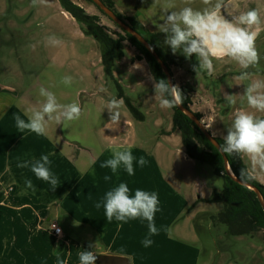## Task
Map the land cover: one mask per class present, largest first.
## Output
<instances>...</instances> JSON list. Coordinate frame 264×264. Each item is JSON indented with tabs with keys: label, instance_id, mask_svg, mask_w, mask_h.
Listing matches in <instances>:
<instances>
[{
	"label": "rangeland",
	"instance_id": "obj_1",
	"mask_svg": "<svg viewBox=\"0 0 264 264\" xmlns=\"http://www.w3.org/2000/svg\"><path fill=\"white\" fill-rule=\"evenodd\" d=\"M74 1L87 13L99 16L101 25L111 33H121V29L94 4L87 0ZM177 1L173 0L176 6ZM167 2L116 0V9L124 17H135L142 25L146 23L150 30L158 32ZM53 35L62 41L59 46L47 43L46 38ZM125 46V63L116 65L118 81L144 119L137 118L125 99H118L116 85L105 78L100 62V43L94 37L86 36L77 21L65 15L59 0H47L46 4L36 6L32 5V0H0V84L10 87L17 97L23 95L8 119L7 125L11 127V130H6L9 131L8 137L15 141L21 133L13 121L15 115L27 121V110L39 108L44 102L45 98L39 94L41 87L53 92L59 103L77 102L82 109L77 120L62 121L60 124L49 121L46 135L38 136L25 130L23 146L17 145L23 147L24 159L28 154L30 161L49 155V168L61 170L52 173L59 185L53 190L49 183L38 180L30 168H20L13 172L21 174V178L4 180L7 189L10 190L12 186L16 190L10 192L9 197L24 191L18 196L24 197V202L32 205H38L40 197L46 209L49 207L54 214L59 212L62 214L60 219H63L68 214V201L74 196L70 191L75 182L82 174L101 173L102 170L105 174L102 179L107 183L108 190L126 183L130 195H134L136 189H141L155 192L159 197V211L154 217L159 234L150 237L154 241L150 247L142 244L149 236L146 220L137 218L123 223L113 218L117 224V236L113 238L108 231L105 234L107 239L91 224L72 227L71 223H67L64 226L67 248L59 255L54 252L56 241L48 235L46 224H38L37 220L27 223L18 217L17 212L11 211L12 216L9 217L0 209V264H79V253L85 250L96 254L106 250L127 253L132 264H264L262 231L246 237H231L225 225H213L210 220L203 222L200 233L197 231L196 219L200 212L218 213L223 209L222 203L199 199L211 198L215 188L222 190L223 179L216 175L211 165L186 161L178 150L183 146L170 151L165 146L156 148L155 140L161 130L172 126L174 110L160 107L154 92L155 79L145 60L138 64V78L127 71L129 61H140L136 58L140 53L129 42ZM260 56L259 65L251 67V71H264V49ZM233 63L231 67L229 61L213 62L215 71L211 76L203 71L197 75L188 62L181 67H172L175 85L180 88L190 84L194 89L190 93L193 100L191 110L202 115V123L214 137L222 139L238 110L264 118V113L248 106L243 95L250 81H264V76L260 73L254 79L256 74L251 72L248 80L240 81V90L236 92L233 86L237 85L238 79L233 71L245 70ZM65 76L72 77L70 85L62 83ZM226 94L234 96L236 103L229 104L225 99ZM112 98L123 101L118 123L130 121L138 133V137L131 140L133 156L138 159L142 156L140 152H143L148 161L144 167H140L134 160L135 174L132 176L127 174L123 165L113 173L110 168H102L99 162L110 159L112 149L130 144L122 139L124 137L109 135L105 129L112 124L107 109ZM175 134L179 135V132ZM14 143L11 146L15 148V155L19 149ZM59 150L67 156L72 152L73 156L78 157V172L66 161L60 163L55 154ZM52 152L54 155H50ZM84 158L88 167L81 163ZM260 174L264 176V173ZM27 180L32 181V188L27 187ZM4 196L1 192L0 200ZM135 221L136 225L132 228L131 223ZM99 226L102 227L103 223Z\"/></svg>",
	"mask_w": 264,
	"mask_h": 264
},
{
	"label": "clouds",
	"instance_id": "obj_2",
	"mask_svg": "<svg viewBox=\"0 0 264 264\" xmlns=\"http://www.w3.org/2000/svg\"><path fill=\"white\" fill-rule=\"evenodd\" d=\"M185 5H191L193 0H182ZM47 0H32V5L46 4ZM203 9L197 10L191 6H185L178 10L173 0H168L164 5L162 23L158 24L159 31L165 34L164 43L171 49L173 55L181 52L186 59L195 55L198 65H193L197 73L207 72L209 76L214 74L213 60L225 58L236 62L243 70L257 67L261 59L256 48L258 31L253 26L260 24V15L256 9L241 13L233 20L221 15L224 0H202ZM46 41L51 46H59L62 41L57 37L49 36ZM34 47V46H33ZM250 73L242 71L238 80H248ZM72 77L65 76L62 83L70 85ZM154 92L162 109L172 108L182 102L183 93L178 85H172L165 79L154 82ZM40 96L44 102L39 108L27 110V121L20 115H15L16 127L20 132L25 130L34 132L38 136L47 134L49 121L60 124L62 121H73L80 118L82 109L77 102L61 104L56 95L41 87ZM247 104L251 109L264 113V81L255 80L248 84L243 93ZM225 99L229 104H235L234 96L226 94ZM122 100L112 98L108 104L110 121L116 124L121 118L120 108ZM224 144L221 150L229 155L246 156L250 162V169L243 170L249 178H255L256 173H264V118L254 114L238 110L235 113L231 126L223 137ZM136 160L140 167H144L148 161L141 156L138 159L133 156L130 149H112V157L101 164L102 168H110L113 173L123 165L129 176L135 174L133 162ZM51 161L45 154L39 160H24L17 164L19 168H30L38 180L49 183L53 190L59 185V181L50 171ZM105 179H110L105 177ZM26 185L32 188V181L27 180ZM130 189L126 183H120L117 187L105 193L103 207L107 220L127 223L128 220L141 218L148 222L149 236L142 244L150 247L154 241L151 236L158 235L154 217L159 211V197L155 192L136 189L134 195H130ZM96 207L99 209L101 203ZM170 234V230H169ZM91 247V246H90ZM98 256L91 250L79 253V264H96Z\"/></svg>",
	"mask_w": 264,
	"mask_h": 264
},
{
	"label": "trees",
	"instance_id": "obj_3",
	"mask_svg": "<svg viewBox=\"0 0 264 264\" xmlns=\"http://www.w3.org/2000/svg\"><path fill=\"white\" fill-rule=\"evenodd\" d=\"M87 1L94 4L91 0ZM101 1L115 14H117L120 19L127 22L131 27L146 38L169 68L173 78V66L181 67L187 62L192 66L198 65L195 55H193L190 59H186L181 52L173 55L171 49L164 43V33H152L147 30L144 25L137 21L135 17H124L121 15L116 9L115 0ZM59 2L63 11L70 14L71 17L77 21L84 34L86 36L94 37L100 43L102 48L101 63L104 69L105 78L107 81H112L116 85L119 90L118 99H125L126 104L137 116V118L144 119V116L136 110L131 103V100L126 96L123 86L115 77L116 65L125 56V45L127 42L132 44L139 51L140 56H137L136 58L145 60L148 63L155 81H158L159 79L167 80L159 63L131 34L123 31L122 29L121 33H111L105 26L101 25L99 16L87 13V11L78 5L74 0H59ZM98 10L106 16L102 10L99 8ZM109 20L111 19L109 18ZM180 89L183 93L181 104L185 108L191 110V85L185 84L181 86ZM172 108L174 110L172 121L173 131L179 132L182 145L188 157L199 164H208L213 166L216 175L223 179L222 190H218L216 188L213 189L212 197L209 200H206L214 203H222L223 209L218 213L205 212L200 214L196 219L197 231L200 233L203 230V222L205 220H210L213 225H225L227 227L228 235L231 237H246L261 231L264 232V209L257 194L232 179L226 170L224 158L219 150L206 138L196 124L177 108V106ZM195 115L202 120L203 117L200 113L195 112ZM215 138L220 145L224 144V139ZM226 155L234 175L238 179L246 181L257 187L264 198V185L258 182L255 178H249L246 174H242V169H248L244 156Z\"/></svg>",
	"mask_w": 264,
	"mask_h": 264
},
{
	"label": "crops",
	"instance_id": "obj_4",
	"mask_svg": "<svg viewBox=\"0 0 264 264\" xmlns=\"http://www.w3.org/2000/svg\"><path fill=\"white\" fill-rule=\"evenodd\" d=\"M116 1V0H115ZM178 5L176 6L177 8L175 10H178L179 8L185 7V6H191L194 9L200 10L206 7L205 5L202 4V0H193V3L191 5H185L182 0H178ZM215 2V0H214ZM224 7L221 9V15L225 16V18L229 20H233L235 17H238L241 13L247 12L252 9H256L260 15V24L257 26H253L254 31H258V36L256 39V48L259 50L258 52L261 54L262 49H264V0H224ZM65 15L73 19L70 14L65 12ZM144 27L148 29L152 33H156L155 31L150 30L146 23L144 24ZM160 32V31H158ZM144 60L140 61H135L132 63L129 61V67H128V72L133 74V76H138L140 75L139 73V68L138 64H141ZM226 61H229V65L234 66L233 62L227 58L223 60H213L216 64L219 63H224ZM100 62H101V57H100ZM120 65H123L125 63V58L120 60L118 62ZM117 63V64H118ZM232 69V68H231ZM243 70V69H242ZM249 73L252 72L254 75V79L257 78V75L261 73V75L264 76V71L263 70H258V71H251V67L247 70H245ZM257 72V73H255ZM233 73L238 77L241 74L240 71H233ZM231 74V73H229ZM115 77L119 79V73L117 70L115 71ZM127 78H130V76L127 75ZM253 78V77H252ZM232 81V79H231ZM237 85L235 84L233 89L234 91H238L239 86H240V80H236ZM250 83H252L250 81ZM122 85V83H121ZM192 87V86H191ZM194 91L192 87V92ZM15 91H13L10 87H7L6 85L0 84V193H4V199L0 200V209L2 210L3 214L8 215L9 217L12 216L11 211L17 212L18 217L22 219V221H26L29 223L30 221L37 220L38 224H46L48 226V235L52 237L56 243H55V248L54 252L56 255L61 254L64 252L67 248V243L64 241L66 239V229L65 225L67 223H71L70 225L73 227L74 225H82V224H91L92 226H95L97 232H100L102 236H104L105 239L107 237L105 234L110 231L112 233V237L115 238L117 236V231H116V223L112 221H108L105 215V210L103 207V199L105 196V193L108 190L107 188V183L103 181L102 177L105 176L103 170L101 173L98 172H91L90 174L85 173L82 174V177L78 179L75 182V186L71 189L70 193L73 192L74 196L72 197V200L68 201V214L64 215L63 219H60V214L59 212L54 214V211L49 210L43 206V201L40 197L39 198V203L38 205H32L30 203L24 202V197H20L18 195H22L24 191H21L17 193L15 197H9L10 192H15V188L10 186V190L7 189L4 186V180L10 178L12 181L13 178L17 179L21 178V174H15L13 171L14 170H20L19 167H17V164L19 162L24 161L25 159L28 160V154L25 156L24 159V149L23 147L19 148L17 145L23 146L24 143V134L21 132L20 136L18 139L15 141L14 138L11 139V137H8L9 131L6 132L7 128L11 130L8 125V119L11 116V112L13 109L16 107L17 103L20 101L21 95L17 97L15 95ZM17 94V93H16ZM193 103V100H192ZM15 121V120H13ZM158 125H161L160 123ZM157 125V126H158ZM127 127V128H126ZM130 128V129H128ZM107 133L111 136L114 137H124L122 138L125 141H129L128 147H123L120 146L118 147L119 150H124V149H130L131 150V140L136 139L138 137V133L136 132L135 125L134 123H131L130 121L125 124H109L107 127H105ZM111 129V130H109ZM177 131H173V125L170 126L169 128H166L165 130H161L160 134L158 135V138H156V148L159 147H166L168 151L169 149H174V148H179L182 145L181 137L180 134L177 135L175 134ZM14 143L16 147L19 149L18 153L14 155L15 148L11 146ZM114 147V146H113ZM183 149H178L183 153V158L186 161L194 162V160L190 159L188 155L185 152L184 147ZM132 151V150H131ZM21 153V155H20ZM143 157L146 156L143 152H140ZM57 158L59 159L60 163H63V161H66L69 163L68 165L76 170L79 169L77 167L79 159L78 157L73 156L72 152L69 153L67 156L66 154L63 153V151L59 150L58 153L55 152ZM50 155H54L53 152L50 153ZM86 158H84L82 165H86ZM102 160V158H100ZM245 162L248 166V169H250V162L246 156H244ZM85 161V163H84ZM98 162V161H97ZM100 164H102V161H99ZM99 162L97 163L99 165ZM72 164V166L70 165ZM24 168H22L23 170ZM51 172H56V171H61L60 169L55 170L56 168H52L50 166ZM87 171V170H86ZM12 176V177H11ZM255 179L260 182L261 184L264 185V176L261 175L260 173L255 174ZM21 190V189H20ZM213 193V192H212ZM72 195V194H71ZM212 197V196H211ZM200 201H206L209 200L210 197L204 198V197H199ZM100 202L101 207L98 209L96 207V204ZM48 205V204H45ZM44 209V211H41V209ZM202 213L205 212H200L198 216ZM198 218V217H197ZM94 219V221H93ZM56 223L62 228V235L61 237L57 238L53 235L51 224ZM103 223V226L100 227L99 224ZM136 225V221L131 223L132 228ZM96 254V253H95ZM96 255H113V256H121V257H126L128 258L129 254L127 253H112L111 250H106V251H101V253H98ZM130 259V258H129ZM131 260V259H130ZM132 264V261H131Z\"/></svg>",
	"mask_w": 264,
	"mask_h": 264
},
{
	"label": "water",
	"instance_id": "obj_5",
	"mask_svg": "<svg viewBox=\"0 0 264 264\" xmlns=\"http://www.w3.org/2000/svg\"><path fill=\"white\" fill-rule=\"evenodd\" d=\"M100 10H102L108 18H110L120 29L123 31L131 34L134 38H136L156 59V61L161 66L163 72L166 75L167 81H169L172 85H175L174 78L171 74V71L166 66L160 55L157 53V51L153 48V46L146 40L144 36H142L137 30H135L133 27H131L127 22L120 19L117 14H115L110 8H108L101 0H91ZM177 108L182 111L186 116H188L195 124L196 126L203 132V134L206 136V138L219 150V152L222 154L224 158V163L226 170L228 174L232 177V179L243 185L247 188L254 191L258 199L264 209V198L260 192V190L253 186L252 184L238 179L234 173L231 170V167L229 165L228 157L226 153H224L221 150V145L217 141V139L207 130L206 126L202 123V121L195 115V113L192 110H189L185 108L181 103L177 105ZM98 259L96 261V264H131V260L126 257L121 256H113V255H97Z\"/></svg>",
	"mask_w": 264,
	"mask_h": 264
},
{
	"label": "built area",
	"instance_id": "obj_6",
	"mask_svg": "<svg viewBox=\"0 0 264 264\" xmlns=\"http://www.w3.org/2000/svg\"><path fill=\"white\" fill-rule=\"evenodd\" d=\"M53 235L57 238L61 237L62 235V228L57 225L56 223L51 224Z\"/></svg>",
	"mask_w": 264,
	"mask_h": 264
},
{
	"label": "flooded vegetation",
	"instance_id": "obj_7",
	"mask_svg": "<svg viewBox=\"0 0 264 264\" xmlns=\"http://www.w3.org/2000/svg\"><path fill=\"white\" fill-rule=\"evenodd\" d=\"M192 66V65H191Z\"/></svg>",
	"mask_w": 264,
	"mask_h": 264
}]
</instances>
